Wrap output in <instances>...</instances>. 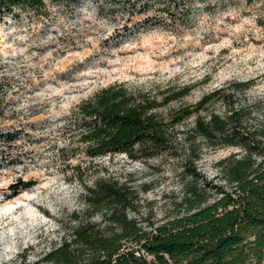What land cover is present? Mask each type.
<instances>
[{"label":"rangeland","instance_id":"1","mask_svg":"<svg viewBox=\"0 0 264 264\" xmlns=\"http://www.w3.org/2000/svg\"><path fill=\"white\" fill-rule=\"evenodd\" d=\"M110 7L48 2L45 15L17 8L0 17V131L17 133L0 142V264L31 263L57 243L84 208V184L97 177L131 187L135 216L158 223L179 207L192 167L188 145L208 178L233 150L194 138V112L169 125V148L150 157L61 152L77 144L71 110L102 87L142 89L161 103L155 111L168 123L213 92L198 114L233 101L264 115V0H192L176 20L160 10L130 16ZM18 180L34 183L7 198Z\"/></svg>","mask_w":264,"mask_h":264},{"label":"trees","instance_id":"2","mask_svg":"<svg viewBox=\"0 0 264 264\" xmlns=\"http://www.w3.org/2000/svg\"><path fill=\"white\" fill-rule=\"evenodd\" d=\"M80 1L0 0V17L17 8L45 15L48 2L72 8ZM93 1H105L112 11L130 16L160 10L176 20L188 15L192 0ZM187 92L180 90L166 100ZM214 94L170 123L155 111L161 103L123 83L102 87L76 105L68 122L77 144L61 152L79 149L90 159L114 153L150 157L169 148V125L194 112V138L233 150L215 163V174L208 178L195 166L198 157L190 159L194 147L188 145L186 158L192 167L186 165L179 207L158 223L144 224L135 216L136 196L127 184L95 178L84 184V208L73 213L59 241L37 260L19 264H264V115L233 101H225L221 112L198 114ZM16 134L0 131V142H12ZM33 183L18 180L5 196L13 197Z\"/></svg>","mask_w":264,"mask_h":264}]
</instances>
